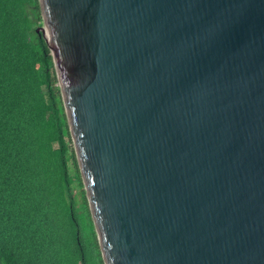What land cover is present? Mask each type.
I'll return each mask as SVG.
<instances>
[{"label":"water","instance_id":"water-1","mask_svg":"<svg viewBox=\"0 0 264 264\" xmlns=\"http://www.w3.org/2000/svg\"><path fill=\"white\" fill-rule=\"evenodd\" d=\"M104 264H264V0H39Z\"/></svg>","mask_w":264,"mask_h":264},{"label":"trees","instance_id":"trees-1","mask_svg":"<svg viewBox=\"0 0 264 264\" xmlns=\"http://www.w3.org/2000/svg\"><path fill=\"white\" fill-rule=\"evenodd\" d=\"M41 22L0 0V264H104Z\"/></svg>","mask_w":264,"mask_h":264},{"label":"rangeland","instance_id":"rangeland-1","mask_svg":"<svg viewBox=\"0 0 264 264\" xmlns=\"http://www.w3.org/2000/svg\"><path fill=\"white\" fill-rule=\"evenodd\" d=\"M40 25H42V22L39 24V26ZM56 85H58V81H57ZM67 163H68L69 174L71 176H73L74 173H75L76 167H75V165L73 163V157H72L71 151H69V153H68ZM73 185H74L73 193L75 194V201L77 202V205H80L81 201H82L81 192H80L76 182H73Z\"/></svg>","mask_w":264,"mask_h":264}]
</instances>
